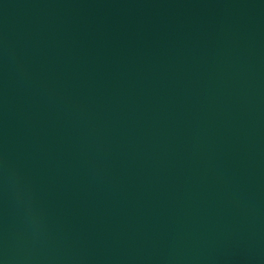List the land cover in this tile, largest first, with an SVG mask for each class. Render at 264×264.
<instances>
[{
  "label": "water",
  "instance_id": "water-1",
  "mask_svg": "<svg viewBox=\"0 0 264 264\" xmlns=\"http://www.w3.org/2000/svg\"><path fill=\"white\" fill-rule=\"evenodd\" d=\"M0 264H264V0H0Z\"/></svg>",
  "mask_w": 264,
  "mask_h": 264
}]
</instances>
